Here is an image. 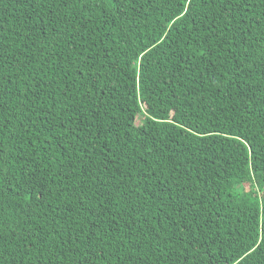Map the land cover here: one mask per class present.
I'll return each instance as SVG.
<instances>
[{
  "label": "trees",
  "instance_id": "16d2710c",
  "mask_svg": "<svg viewBox=\"0 0 264 264\" xmlns=\"http://www.w3.org/2000/svg\"><path fill=\"white\" fill-rule=\"evenodd\" d=\"M0 264H264V0H0Z\"/></svg>",
  "mask_w": 264,
  "mask_h": 264
},
{
  "label": "snow or ice",
  "instance_id": "6c2138e0",
  "mask_svg": "<svg viewBox=\"0 0 264 264\" xmlns=\"http://www.w3.org/2000/svg\"><path fill=\"white\" fill-rule=\"evenodd\" d=\"M189 2H191V0H189Z\"/></svg>",
  "mask_w": 264,
  "mask_h": 264
}]
</instances>
